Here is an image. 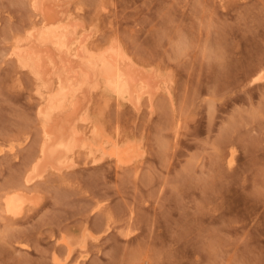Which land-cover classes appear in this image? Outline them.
<instances>
[{"label": "rangeland", "instance_id": "rangeland-1", "mask_svg": "<svg viewBox=\"0 0 264 264\" xmlns=\"http://www.w3.org/2000/svg\"><path fill=\"white\" fill-rule=\"evenodd\" d=\"M221 1L139 0L140 5L147 2L169 6L162 13L158 9H143L142 19H148V13L155 17L147 29L136 23V15L140 14L137 0L70 1L73 15L84 24L86 32L93 35L91 37L93 45L98 44L96 36L102 34L104 28L111 30L112 21L116 19V29H119L120 35L131 45L130 48L123 49L131 58L135 57L133 60L148 69L151 67L157 69L163 78L167 72L179 70L181 74L179 86L175 78L170 82L172 99L170 100L165 93L158 94L154 100L155 111L152 113L145 102L138 112L128 103L123 106H118L117 102L113 104L110 98L104 96L103 91H99L100 89L93 91L95 88L90 90L92 92H89L88 103L85 105L89 119H96L95 122L102 126L109 137L117 136L119 140L127 139L136 144V161L130 165L118 167L108 156L101 159L105 163L104 168L100 169L99 180L101 183L107 181L109 187L106 191L104 187L98 186L101 195L106 196L115 205L123 203L129 209V223L134 204L139 213L135 227L132 228V235L120 238L125 241L124 243H119L115 236L104 241V245L109 243L116 245L121 256L127 258L129 264H174L175 261L186 264H193V261L196 264H200L201 261L203 264H240L242 261H251L258 264L261 252L264 251V225L261 224L264 199L260 194L261 187H264V105L261 104L264 88L259 86L264 85V81L255 82L257 86L254 91L245 90V86L253 88V83L249 80L253 79L257 71L264 69V64L261 63L264 49L261 7L264 6V0ZM224 3L252 5L246 9L242 25L231 24V18L237 16L239 12L238 8H233L226 15H222L226 11L223 7L217 11L215 6ZM116 4L122 6L119 13L115 8L109 13L104 7ZM81 5L84 7L78 11L77 7ZM33 13L31 0H0V56L9 43L6 37H11L15 42L17 36L26 34L33 19H37ZM225 21L228 26H225ZM26 23L29 27H24ZM155 32L166 33L167 43L163 47L159 46V38L152 35ZM150 37L153 40L152 48L144 43ZM177 42H183L184 46L179 53L181 63L173 69L168 65L174 62L177 52L170 45ZM20 63L16 58V64ZM161 64L166 67L161 68ZM26 68L31 74L32 71ZM25 81L28 87L17 86L7 97L0 91V233L9 235L10 250L15 246L19 251L20 240L28 239L25 223L14 224L3 219V216L7 215L2 204L4 193L23 190L31 197L29 205L39 208L52 204L55 207L54 212L44 207V214L51 212V215L47 223L40 225L44 230L43 234L40 230L35 231L38 239L34 240L33 246L28 249L29 256L41 254L35 247L38 243L43 258L49 261L60 258L57 248H61L65 258L72 259L73 264L77 262L83 264V261L93 253L95 256L92 264H99L100 260L107 258L102 255L104 245L99 244L100 234L88 228L89 221L87 217H82L80 212L84 206L82 203L84 194L87 192L84 185L97 176L93 171L96 165L91 162L92 159L86 158L83 147L75 146L80 147L79 150L72 147L74 152L71 154L69 152L72 150L67 151L70 155L68 157L66 154L65 160H73L71 166H64L58 171L47 168L41 177L35 178L26 189L24 188L28 171L40 152L43 135L42 121L37 123L34 119L40 105L32 97L38 90L40 92L44 89L36 76L30 81L25 76ZM209 82L221 90V95L230 93L231 106L221 105L222 110L218 112L215 124L205 119L202 125H197L198 134L192 139L189 140L182 135L180 140L183 143L177 144L173 131L169 142L167 133L174 125L179 126L182 118L187 120L188 110L199 98L198 93L203 91L207 95ZM98 92L99 95L96 94ZM109 107L111 112L105 116ZM79 119L75 125L80 126V129L77 127L79 130H83L87 120L83 121L81 117ZM149 125L157 150L155 154H150L145 162L141 159L143 151L139 140ZM221 125H226L224 132H221ZM29 139L32 141L31 145L23 147ZM237 144H240L241 148L234 153L233 148ZM161 154L166 160L163 170L165 179L168 178L169 172L173 177H176L178 172L183 173L179 178L183 187L180 200H175L171 196L164 197L163 200L158 199L160 196L158 188L149 192L144 183L145 178L149 183H153L152 172L156 164L160 163ZM237 159L242 161V167L250 177V183L247 191L241 187L237 193L235 185L224 182L230 197V205L226 211L231 214L226 219L215 208L210 207L215 196L212 185L220 181L224 172L229 169L230 162L235 163ZM138 174L139 187L136 184ZM7 177L12 179L8 180ZM5 183L8 184V188H5ZM162 186L161 184L160 187ZM144 192L152 198V205L148 211H144L148 208V199L145 198ZM31 215L32 212H26L23 220L27 221ZM234 215L254 220V224L237 232L239 225L227 222ZM176 217H182L188 223V230L183 237H175L169 230V219L175 221ZM31 223L34 224L35 221ZM61 224L64 225L65 231L57 237L58 243H53L52 236L55 233L51 231L52 226L55 225L56 233H59ZM91 225L92 228L97 227V221L92 220ZM107 226L105 222V228ZM113 227H116L115 223ZM76 229H79L78 233ZM124 231L127 233V226ZM137 235L138 239L131 244L127 243ZM68 240L73 245L70 244V249ZM69 250L72 252L71 256ZM5 258L0 252V260Z\"/></svg>", "mask_w": 264, "mask_h": 264}, {"label": "snow or ice", "instance_id": "snow-or-ice-1", "mask_svg": "<svg viewBox=\"0 0 264 264\" xmlns=\"http://www.w3.org/2000/svg\"><path fill=\"white\" fill-rule=\"evenodd\" d=\"M137 5L139 8L140 14L136 15V23L140 25L143 29H147L149 23H152L155 20V17L148 13V19H142L144 16L143 9L149 8L153 10H159L161 13L164 11L166 5H153L151 3H144L143 5L139 4V0H137ZM60 8H63L64 5L60 4L57 5ZM33 7H37V5H33ZM71 7V6H69ZM84 6L81 5L78 7V11H80ZM105 9L110 13L112 8H115L119 13V9L122 7L119 4L116 5H105ZM126 7V6H123ZM217 11L219 8H225V13L222 15H226L227 12H230L233 8H238L239 12L237 16L231 18L232 26L242 25V20L245 15L246 9L252 7L250 4L245 5H236V4H218L215 6ZM129 13H125L128 15ZM261 27L264 28V6L261 7ZM38 23V21H36ZM117 20L113 19L112 21V29L104 28L102 34H98L96 36V42L101 47H107L109 49H117L119 48L123 51L124 47H131L130 44L125 41L124 37L120 35L119 29H116ZM225 26H228L227 21L224 22ZM24 27H29L27 23ZM38 31L37 28H32L31 31L27 33L28 36H34V34ZM95 31V28H94ZM7 32V27L5 28V33ZM153 36H157L159 38V46L163 47L167 43V35L163 32H155L152 34ZM264 36V32L261 33ZM9 40L7 46L3 49V54L0 56V91H3L5 96L7 97L9 93L13 92L17 86L20 87H28L27 82L25 81V76L28 77L30 81L33 76H35V69L33 68L31 74L27 71L26 66L21 62L19 65L16 64V44H19L23 36H17L15 42L11 40V37H6ZM149 48L153 47V40L150 37L149 40L144 42ZM183 42H177L176 44L170 45L173 49L176 50L177 56L174 59V62L169 67L176 69V66L181 63L180 60V51L183 48ZM135 59V57H133ZM219 59V57H217ZM261 63L264 64V49H262V56H261ZM166 67V65L161 64V68ZM181 74L179 70L175 72H167L165 74V79H177V86L180 83ZM257 79L264 80V73H261ZM112 82L109 80L108 85L103 87V94L105 97L111 99L112 103H116V98L121 94V90L119 88H113L111 86ZM257 85L253 82V88L249 89L245 86L246 91H254V88ZM260 87L264 88V85H259ZM99 95L100 93H96ZM189 94H191V89H189ZM229 95L230 93H224L221 95V90L218 87H214L211 82H209L207 88V95L204 94L203 91L198 93V99L193 104L192 108L188 110V118L185 121L183 118L181 120V124L179 126L173 127L167 133L168 140L171 142L172 139V132H175L177 144L183 143L180 140V137L183 135L187 139H192L195 135H197L196 126L202 125L204 120L207 119L210 123L215 124L217 122L218 112L221 109V105H228L231 106L229 102ZM32 99L40 105L39 109L36 111V115L34 119L37 120V123L44 121L45 123L50 118V113L46 112L45 104L43 98L40 96L39 90L37 91L36 95L32 97ZM238 102V101H237ZM253 102H255V97L253 96ZM84 103H88L87 99ZM247 103V101H245ZM261 104L264 105V98L261 99ZM75 107V105H74ZM33 108L35 109V104H33ZM80 109H83V105H80ZM103 110V109H101ZM206 110V111H205ZM111 112V107H109L108 112H105V116L109 115ZM99 119V118H97ZM115 122V121H114ZM185 124L187 127H185ZM226 125H221V132H224ZM119 126L117 127V131L119 132ZM215 130V129H213ZM151 133V125L145 130V134L143 137L140 138L139 143L141 145V150L143 151V159L147 162V157L150 154H155L157 150L156 141L152 138ZM159 135V133L157 134ZM23 140V138L21 137ZM32 141L29 139L23 147L30 146ZM170 147V144H169ZM241 148L240 144H237L233 148V152L235 153L237 150ZM92 163L96 165L93 169L94 172L97 173L96 178L93 181H90L84 185L87 188V192L84 194V199L82 201L83 207L80 209L82 213V217H87L89 223L88 228L92 230L94 233H99V244L104 245V241L111 240L113 236L116 237L119 243H124L125 241L121 240V237L125 235L131 236L132 235V228L135 227V221L139 213L137 212L135 204L131 209L132 217L131 223H129V209L124 206L123 203L119 205H115L113 201L108 200L106 196L101 195L99 187H104L105 190H108V183L107 181L101 183L99 180L100 169L104 168L105 161L100 160L98 161L96 157L92 158ZM166 166V160L164 159L163 154H161L160 163L156 164L155 170L152 172V180L153 183H149L148 179L145 178V185L148 188V191L151 192L153 189H157L160 192V196L158 199L163 200L164 197L171 196L175 200H180L183 195V187L179 182V178L183 176V173L178 172L176 177H173L171 172L168 174V178L165 179L163 175L164 167ZM35 173H29V178ZM159 177V179H157ZM8 180H11L12 177H7ZM110 179V177H109ZM227 181L229 185H235V191L239 193L241 187L245 191L249 188L250 177L247 175L246 169L242 167V161L237 159L235 163L229 164V169L224 172L222 178L219 182L212 185V189L215 192V196H213L211 201V208H215L221 215H224L227 219L228 216L231 214L226 211V209L230 205V197L229 192L226 190L224 186V182ZM119 183V181H117ZM136 184L140 186V179L139 174L136 180ZM163 185L160 187V185ZM99 186V187H98ZM5 188H8V184L5 183ZM141 191L143 192L144 189L142 188ZM110 194V192H109ZM261 198L264 199V187L260 189ZM145 198L148 199V208L144 209V211H148L152 205V198L148 197V193L144 192ZM95 197V199H93ZM153 197H155V192H153ZM44 199V198H42ZM3 205L7 206V215L3 216V219L6 222H11L14 224L25 223L27 227V236L28 239L20 240V249L17 251L16 247L13 246L11 250L9 249V235L7 233H0V252L3 253L4 257L3 260H0V264H73L72 259L65 258L61 248H57V252L60 253V258L58 260L49 261L42 256V251L39 249V244L36 243L35 247L40 255H32L29 256L28 249L33 246V241L37 240L35 236V231L40 230L43 234V229L40 227L42 223H47L48 219L50 218L51 212L55 211V207L52 204L42 205L39 208H35L34 205H29L27 201H22L21 196L19 193H13L12 195H8L7 193L4 194L2 197ZM18 201L21 203L18 205ZM39 203V201H37ZM44 207H48L51 212L48 214H44ZM195 210V209H194ZM26 212H32V215L28 217L27 221L23 220V217ZM15 217V219H12ZM37 217L40 219L38 220ZM143 219V217H141ZM97 221V227L92 228L91 221ZM35 221V223H31ZM105 222H107V228H105ZM228 223H236L239 226L237 227V232H241L243 229L248 228L250 224H254V220H249L248 218H241L239 215L231 216V220L227 221ZM83 223V220H81ZM115 223L116 227H113ZM169 230L173 233L175 237H183L185 232L188 230V223L182 217H176L175 221L169 219ZM261 224L264 225V214L261 216ZM125 226H127V233L124 231ZM119 229V232H117ZM51 231L55 233L52 236V242L58 243L57 237L60 236L61 233L65 231L64 225H60V232L56 233L55 225L52 226ZM77 233L79 229L75 230ZM139 236L133 237L132 239L128 240L127 243L131 244ZM87 239V235L85 236ZM95 239V238H94ZM69 255H72L71 250H69ZM103 256H106V259L100 260L99 264H129L127 258L122 257L120 254L119 248L109 243L104 245ZM95 253L91 256L87 257L83 264H92L93 257ZM80 264V262H77ZM174 264H186V262L182 261H175ZM193 264H196L193 261ZM203 264V261L200 262ZM240 264H253L251 261H242ZM258 264H264V251L261 252V259Z\"/></svg>", "mask_w": 264, "mask_h": 264}, {"label": "bare ground", "instance_id": "bare-ground-1", "mask_svg": "<svg viewBox=\"0 0 264 264\" xmlns=\"http://www.w3.org/2000/svg\"><path fill=\"white\" fill-rule=\"evenodd\" d=\"M70 1L31 0L32 11L35 13L33 15L37 19H33L22 41L15 45L16 58L31 71L34 68L36 79L43 84L44 89L40 91V96L44 100L46 112L50 113L47 122L41 123L43 135L40 152L28 171V174H35L31 178L27 174L26 187L23 186L25 189L35 178L41 177L47 168L58 171L64 166H71L73 160L67 161L65 158L68 150H72L70 154L74 152L72 147L79 150L80 147H76L82 146L86 158L96 157L100 161L108 156L118 167L136 161L135 143L127 139L119 140L117 136L109 137L102 126L95 122L96 119H89L87 116L85 112L87 103L84 101L88 100L92 88L96 89L93 91L100 89L102 92V85H108L111 80V86L121 90V94L116 98L117 105L123 106L128 103L137 112L143 102L150 113L154 112V100L160 93L163 95L165 93L170 100L172 99L170 87L172 79H165V74L163 78L157 69L152 67L148 69L137 63L124 49L113 50L98 44L93 45L91 42L93 35L86 32L84 24L73 15L69 7ZM60 4L64 7L57 6ZM32 28H37L38 31L34 36H28L27 33ZM263 70L262 68L257 71L249 81L251 83L264 81L257 79ZM80 105H83L82 110ZM79 117L83 121L87 120L83 130H79L80 126L75 125ZM13 193H19L22 201L31 202V197L25 191L16 190L7 194ZM17 203L19 205L21 201ZM3 210L7 214L6 205H3ZM68 241L69 246L66 244ZM68 241L65 244L69 248L72 243Z\"/></svg>", "mask_w": 264, "mask_h": 264}]
</instances>
